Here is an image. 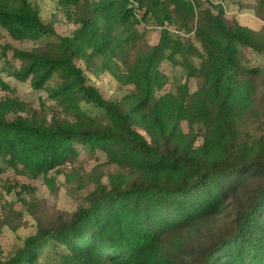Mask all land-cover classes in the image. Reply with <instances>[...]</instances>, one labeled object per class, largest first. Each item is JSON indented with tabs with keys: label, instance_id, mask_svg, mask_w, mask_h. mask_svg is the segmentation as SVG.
Listing matches in <instances>:
<instances>
[{
	"label": "trees",
	"instance_id": "1",
	"mask_svg": "<svg viewBox=\"0 0 264 264\" xmlns=\"http://www.w3.org/2000/svg\"><path fill=\"white\" fill-rule=\"evenodd\" d=\"M223 1L235 0H59L77 27L57 35L39 3L0 0L12 39L57 35L6 47L0 87L6 72L51 104L0 99V171L77 168V143L113 167L91 170L75 210L40 219L7 256L0 245V264H264V66H246L243 51L264 53V0L260 29L224 26ZM141 23L162 27L157 44ZM165 60L186 76L174 90ZM106 73L130 94L106 98L95 82Z\"/></svg>",
	"mask_w": 264,
	"mask_h": 264
},
{
	"label": "rangeland",
	"instance_id": "2",
	"mask_svg": "<svg viewBox=\"0 0 264 264\" xmlns=\"http://www.w3.org/2000/svg\"><path fill=\"white\" fill-rule=\"evenodd\" d=\"M31 1L39 3L43 20L54 23L57 35H70L77 27L68 21L60 10L59 0ZM198 1L202 7H205V0ZM212 1L219 2L220 0ZM223 4L226 11L219 18L224 26L233 27L236 22H239L250 28L260 29L263 25V22L255 15L256 3L254 0L223 1ZM138 28L145 32L151 44L159 42L161 26L141 23ZM171 31L178 33L173 28ZM57 35L44 36L37 40L18 41L12 39L6 31L0 30V68L4 65L3 55L7 46L32 49L49 41L57 40ZM243 51H245L244 63L246 66H264V53L247 48H243ZM8 55L9 58H12V50L8 51ZM162 70L170 77L167 90H174L178 82L186 81V76L180 65H173L165 60L162 63ZM1 75L10 89L0 87V99L17 96L38 110L42 106L41 100H46L47 105L51 104L47 101L46 91L33 90L29 81H19L6 72ZM56 79L57 77L50 84H53ZM95 82L106 98L119 99L130 94L132 90L131 86L122 85L108 73L95 79ZM188 83L193 91L197 89V79L190 78ZM76 147L82 153V162L78 163V167L61 166L51 171L47 178L42 175H34L29 171L12 169L0 171V217L5 221L0 233V245L5 256L21 246L26 237L35 233L40 219L46 222L53 221L60 213L75 210L91 186L89 185V173L96 165L104 164L105 173L113 172V167L105 164L107 158L104 153L96 152L88 155L84 152L81 144L77 143ZM76 171L80 173V177L69 180L68 176ZM104 181H107V176L104 177Z\"/></svg>",
	"mask_w": 264,
	"mask_h": 264
}]
</instances>
